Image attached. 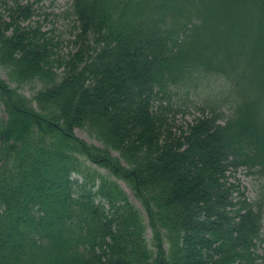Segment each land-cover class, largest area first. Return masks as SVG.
<instances>
[{"label": "trees", "instance_id": "16d2710c", "mask_svg": "<svg viewBox=\"0 0 264 264\" xmlns=\"http://www.w3.org/2000/svg\"><path fill=\"white\" fill-rule=\"evenodd\" d=\"M9 10L0 264H264V0H73L67 56L23 23L30 6ZM209 75L201 115L176 126L163 99ZM236 76L250 94H226ZM241 166L262 178L255 199L231 179Z\"/></svg>", "mask_w": 264, "mask_h": 264}, {"label": "rangeland", "instance_id": "374dc122", "mask_svg": "<svg viewBox=\"0 0 264 264\" xmlns=\"http://www.w3.org/2000/svg\"><path fill=\"white\" fill-rule=\"evenodd\" d=\"M23 4L30 6L33 10L31 18L24 21L25 25H37L40 26L42 30L48 32L52 37V40L57 45V51L62 56L71 55L79 47L78 41V29L75 18L70 14L72 1L73 0H20ZM6 2V3H5ZM13 3V0H0V14L5 18H9L10 13L9 5ZM1 76L15 85L10 81L9 76L3 68L0 67ZM238 86L237 87H226V94L228 92H236L239 89L240 94H250L251 93V80L249 76L243 78L235 77ZM221 83V80L214 76L209 75L208 78L203 80L198 87L191 92L184 88L175 89L172 91V95L168 98L163 99L165 102L169 101L176 109L174 115L176 126L185 127L187 123L193 122L198 116L201 115V107L207 105L208 99H210L214 92H211V86H217ZM40 88L38 83H29L22 87V90L27 95H33L35 91ZM173 90V89H172ZM224 97L226 95H223ZM230 101H224V107L226 112L229 113ZM0 115H3V110L0 109ZM179 128V127H177ZM76 133L79 137L85 139L89 143H94L100 145L101 143L95 138L91 137L86 130L81 128H76ZM117 155V152H114ZM96 168L95 165H92ZM102 170V169H101ZM103 171V170H102ZM231 179L237 181L241 188L245 190L246 195L250 199H255L260 190V184L262 178L259 173L254 172V170H249L246 166H241L237 171H230ZM122 186L127 191L130 199L135 203L137 207L140 208L146 221L147 215L143 209V206L139 200L135 197L132 189L123 181L119 180ZM264 232V220L263 229ZM152 231L150 228L147 229V237L150 239Z\"/></svg>", "mask_w": 264, "mask_h": 264}]
</instances>
